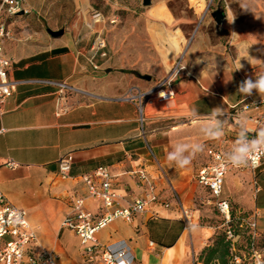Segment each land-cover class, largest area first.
<instances>
[{
	"label": "crops",
	"instance_id": "0c3cea01",
	"mask_svg": "<svg viewBox=\"0 0 264 264\" xmlns=\"http://www.w3.org/2000/svg\"><path fill=\"white\" fill-rule=\"evenodd\" d=\"M88 8L86 0L75 2V15L59 28L63 33L57 37L39 34L43 46L36 51L2 39L3 53L11 60L8 77L14 91L0 106V194L26 210L40 245L57 255V264H100L98 255L87 262L80 242L78 247L71 244L73 237L79 241L75 231L62 225L78 197L95 219L104 213L101 201L88 195L81 176L105 166L114 190L123 196L121 204L126 205L148 192L137 173L144 170L153 183L155 199L130 221L117 219L98 230V241L110 246L125 242L134 264H220L215 257L206 262L202 255L224 222L208 205L197 207L208 191L193 178V162L199 154L183 169L166 157L177 139H198L196 130L202 121L191 119L194 108L203 117L216 107L225 114L231 106L246 103L247 96L237 91L241 80L230 71L212 68L197 50L192 64L170 85L143 81L137 70L114 67L108 48L107 57H96L99 68L94 70L87 61L94 37ZM95 25L104 29V22ZM54 82L72 87L66 92V110L58 111ZM163 89L173 97L157 101L154 93ZM251 96L264 99L257 92ZM140 104L145 127L139 122ZM241 112L256 116L251 107ZM232 132L226 136H234ZM232 142L227 141L228 148ZM209 149L225 153L219 146H207L206 159L198 169L212 162ZM66 153L72 154V163L69 177L63 179L58 159ZM9 161L16 166L8 165ZM252 170L228 167L221 198L229 206L238 205L230 215L241 219L240 226L249 228L247 222L253 219L258 235L264 234V186L250 182ZM258 171L264 172V166ZM182 208L191 212V227ZM226 260V264H237L229 255Z\"/></svg>",
	"mask_w": 264,
	"mask_h": 264
},
{
	"label": "rangeland",
	"instance_id": "374dc122",
	"mask_svg": "<svg viewBox=\"0 0 264 264\" xmlns=\"http://www.w3.org/2000/svg\"><path fill=\"white\" fill-rule=\"evenodd\" d=\"M2 2L0 0V22L8 32L4 43L16 42L23 50L36 51L43 46L39 34L49 35L47 28L66 27L75 15L78 0H22V5L28 9L26 14L8 13L7 4ZM86 2L90 19L93 11L100 12L103 17V36L113 66L137 70L143 81L151 80L160 85L182 61L185 67L178 72L179 77L192 64L194 50L200 57L207 58L212 68L230 71L241 82L264 72V0H151L146 6L142 0ZM217 7L224 13L220 24L211 16ZM240 64L242 68L236 70ZM154 98L159 101L156 92ZM146 122L144 119V127ZM226 132L232 129L225 125L224 137ZM232 133L234 136H226L221 142L206 140L205 149L213 145L228 151L231 147L228 148L227 141H234L236 137L235 131ZM205 159L202 152L193 162L195 180L196 170ZM250 182L254 186H264V172H259L258 168L252 170ZM202 205H208L219 216L217 220L224 222L222 229L225 230L220 229L214 239L222 232L225 234L230 241V261L254 264L264 260V234L259 233L252 240L250 229L245 224L239 225L240 218L230 215L227 221L217 211L207 190L197 201V207ZM237 207L231 203L230 213L237 212ZM228 230L232 238L227 237ZM71 244L79 246L77 237L71 239Z\"/></svg>",
	"mask_w": 264,
	"mask_h": 264
},
{
	"label": "built area",
	"instance_id": "2783aa9c",
	"mask_svg": "<svg viewBox=\"0 0 264 264\" xmlns=\"http://www.w3.org/2000/svg\"><path fill=\"white\" fill-rule=\"evenodd\" d=\"M7 4L8 13L21 12L26 14L28 9L22 5V0H3L2 4ZM103 17L100 12L93 11L90 28L93 30L94 37L90 45L87 61L91 67L96 70L99 65L96 63V57H107V42L103 36V27H97L96 23H102ZM8 35V32L2 22H0V106L11 96L14 91V82L9 80L8 72L11 66V60L4 55L2 39ZM184 67L181 61L177 63L176 69L170 72L169 76L160 85H170L178 76V72ZM58 87V105L59 110L68 108L66 104V92L72 87L65 82H54ZM164 90V89H163ZM164 94L159 96V100L165 101L173 97L170 90H164ZM249 107L256 111V116H246L249 129H257L264 126V99H255L251 95L246 97V103L237 106H231L230 110L223 116L230 129L237 131L239 115L242 110ZM139 122L141 127L144 122L143 105L138 108ZM249 124V125H248ZM254 132H250V136ZM149 153L154 157L152 150L148 147ZM212 162L201 166L196 179L199 184L206 187L214 199L217 211L222 214L226 220L230 216V206L227 200L221 198L224 175L228 166L222 161V152L215 149L207 151ZM72 163V154L66 153L58 159V174L61 178L69 177V171ZM10 166H16L13 161L7 162ZM264 166V155H258L256 162L249 167L253 170ZM139 179L147 186L148 192L131 203L122 205L123 196L117 193L112 184V177L105 166H98L90 174L81 176L89 196L95 197L101 201L104 213L97 219L84 208V199L75 198L72 204V213L65 217L62 222L64 227L73 229L79 238L83 253L87 262L95 260L98 255L100 264H134V256L130 248L121 241L115 246L104 245L96 237L98 230L106 227L114 220L121 219L130 221L132 216L143 212L147 205L155 199L154 186L144 170L137 172ZM182 215L187 226L192 225V215L188 209L182 208ZM251 239L256 237V223L253 219L248 220ZM8 238L4 240V238ZM227 237L232 238L233 234L227 231ZM0 264H57V255L40 245L37 234L32 230L27 212L25 209L6 202L0 194ZM254 264H264V260H257Z\"/></svg>",
	"mask_w": 264,
	"mask_h": 264
},
{
	"label": "clouds",
	"instance_id": "9594fccd",
	"mask_svg": "<svg viewBox=\"0 0 264 264\" xmlns=\"http://www.w3.org/2000/svg\"><path fill=\"white\" fill-rule=\"evenodd\" d=\"M242 68L240 64L236 70ZM238 93L248 96L257 92L264 98V72L255 75V78H247L238 86ZM224 113L220 107L212 109L207 115L199 113L198 109L192 110L191 119L201 120L196 134L198 139H177L171 150L167 153V160L177 168L183 169L190 166L192 160L205 149L201 139L220 140L225 135V121L222 119ZM237 132L231 148L223 153V163L231 168L244 169L256 162L258 155H264V126L257 129H249L247 117L241 113L238 118ZM250 132L254 135L250 136ZM191 227V226H190Z\"/></svg>",
	"mask_w": 264,
	"mask_h": 264
},
{
	"label": "trees",
	"instance_id": "16d2710c",
	"mask_svg": "<svg viewBox=\"0 0 264 264\" xmlns=\"http://www.w3.org/2000/svg\"><path fill=\"white\" fill-rule=\"evenodd\" d=\"M229 247L230 241L226 240L225 234L222 232L216 236L211 246L203 250L202 255H204L206 262L215 257L219 260L220 264H226V256L230 254Z\"/></svg>",
	"mask_w": 264,
	"mask_h": 264
},
{
	"label": "water",
	"instance_id": "95a60500",
	"mask_svg": "<svg viewBox=\"0 0 264 264\" xmlns=\"http://www.w3.org/2000/svg\"><path fill=\"white\" fill-rule=\"evenodd\" d=\"M150 2H151V0H142V4L144 6L149 5ZM19 13L22 14V11ZM211 16L217 24H220L223 20L224 13L220 7H217L216 10L211 12ZM47 31L53 37H57L63 33V29H59V30L48 29Z\"/></svg>",
	"mask_w": 264,
	"mask_h": 264
},
{
	"label": "bare ground",
	"instance_id": "6f19581e",
	"mask_svg": "<svg viewBox=\"0 0 264 264\" xmlns=\"http://www.w3.org/2000/svg\"><path fill=\"white\" fill-rule=\"evenodd\" d=\"M160 91L162 92L161 95H159ZM164 93H165L164 90H159V91L157 92V95H158V96H162Z\"/></svg>",
	"mask_w": 264,
	"mask_h": 264
}]
</instances>
